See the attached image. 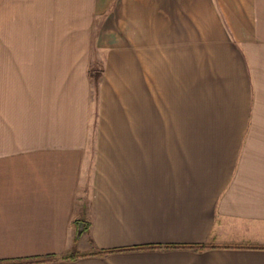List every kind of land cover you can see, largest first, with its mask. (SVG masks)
I'll list each match as a JSON object with an SVG mask.
<instances>
[{"label":"crops","instance_id":"0c3cea01","mask_svg":"<svg viewBox=\"0 0 264 264\" xmlns=\"http://www.w3.org/2000/svg\"><path fill=\"white\" fill-rule=\"evenodd\" d=\"M38 1L32 41L0 0V262L264 264V0Z\"/></svg>","mask_w":264,"mask_h":264},{"label":"rangeland","instance_id":"374dc122","mask_svg":"<svg viewBox=\"0 0 264 264\" xmlns=\"http://www.w3.org/2000/svg\"><path fill=\"white\" fill-rule=\"evenodd\" d=\"M31 4H32V12L30 13V16H31L30 37H31L32 41H37V38L39 36L40 26L45 25V24H42V21L44 19L43 18L44 13H41L39 11L40 5H39L38 0H32ZM15 15L19 16L18 14H15ZM21 16H22V14H21ZM14 20H15L14 22H16L18 20V18L16 17ZM21 20H22V17L19 19V21H21ZM16 23H12V24H16ZM5 29L6 28H1V26H0V52L6 51V47H7L6 41L7 40L9 43V51H12V52L13 51H15V52L21 51V49L20 50L18 48L15 49V47H16V45H21L20 42L22 40V29L18 28V27H16V29H10L9 34L6 33ZM11 42H14V43L12 44ZM32 51H38V48L33 49V45H32ZM95 74H96V71L93 72V76H95Z\"/></svg>","mask_w":264,"mask_h":264},{"label":"trees","instance_id":"16d2710c","mask_svg":"<svg viewBox=\"0 0 264 264\" xmlns=\"http://www.w3.org/2000/svg\"><path fill=\"white\" fill-rule=\"evenodd\" d=\"M86 228L84 229V231ZM154 246H147V247H141V248H131V249H121V250H112V251H95L94 253L90 255H96V256H102L106 253L114 252V251H129V250H143V249H153ZM156 248H163V249H188L193 251H202L206 248H208L207 245L204 244H197V245H167V246H159ZM52 259V257H44V258H38V259H27L22 261H10V262H0V264H25V263H36L41 261H48Z\"/></svg>","mask_w":264,"mask_h":264},{"label":"water","instance_id":"95a60500","mask_svg":"<svg viewBox=\"0 0 264 264\" xmlns=\"http://www.w3.org/2000/svg\"><path fill=\"white\" fill-rule=\"evenodd\" d=\"M82 229H83V228L81 227V224L78 223V224H77V227H76V237L79 236V234L81 233Z\"/></svg>","mask_w":264,"mask_h":264}]
</instances>
